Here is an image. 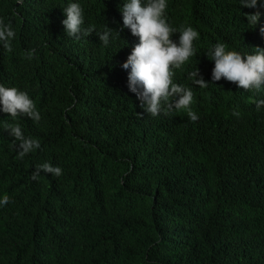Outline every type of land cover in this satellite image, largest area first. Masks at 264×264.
<instances>
[{
	"label": "trees",
	"instance_id": "trees-1",
	"mask_svg": "<svg viewBox=\"0 0 264 264\" xmlns=\"http://www.w3.org/2000/svg\"><path fill=\"white\" fill-rule=\"evenodd\" d=\"M74 2L94 28L80 40L61 23ZM261 2L166 0L171 39L199 33L174 76L194 93L192 122L184 110L152 117L129 91L120 65L138 38L116 36L124 0H0L16 31L13 51L0 47V85L26 92L41 115L0 112V198H11L0 206V264H264V106L253 102L264 88L211 82L207 55L217 43L242 56L264 49ZM255 11L253 27L244 14ZM196 67L207 87L188 78ZM6 124L40 148L17 159ZM45 162L62 175L33 180Z\"/></svg>",
	"mask_w": 264,
	"mask_h": 264
},
{
	"label": "clouds",
	"instance_id": "clouds-1",
	"mask_svg": "<svg viewBox=\"0 0 264 264\" xmlns=\"http://www.w3.org/2000/svg\"><path fill=\"white\" fill-rule=\"evenodd\" d=\"M241 7L256 8L257 0H240ZM264 8V0L259 5ZM166 0H124L120 12L122 14V27L116 36L124 29H128L133 37L138 38V43L132 46L130 54L120 65L127 71V87L140 101V107L145 113L156 117L163 113L168 116L174 111H186L190 121L199 119L190 105L194 99L191 88L174 83L175 69H180L190 57L195 56L197 49L194 40L199 38V33L192 27H182L179 30V39L171 37L178 32L166 22ZM66 16L61 21L68 37L80 40L89 37L94 28H83L84 9L79 3H69L63 9ZM248 24L255 27L260 20L261 12L255 11L244 14ZM259 32L264 37V25ZM112 36V29L105 26V31L99 35V40L106 47ZM16 38V31L11 22L5 23L0 18V47L7 53L13 51L12 41ZM35 50H29L24 55L32 59ZM213 63L211 69V82L220 81L223 77L228 82H234L239 89L259 93L264 88V49L255 48V53L242 56L236 51H227L226 45L217 43L207 54ZM188 78L199 87H207L199 73V69L188 74ZM257 111L264 106V99L253 101ZM0 112L7 113L13 120L18 117H27L34 123L41 120L40 112L29 95L15 87L5 88L0 85ZM232 115L239 116L234 111ZM5 130L14 138L11 147L17 150V159H23L40 148V141L36 138L25 137L18 124H6ZM19 142L18 144L16 142ZM60 167H54L45 162L35 167L31 178L36 180L41 175L51 174L59 177L62 175ZM11 202L8 195L0 198V206Z\"/></svg>",
	"mask_w": 264,
	"mask_h": 264
}]
</instances>
